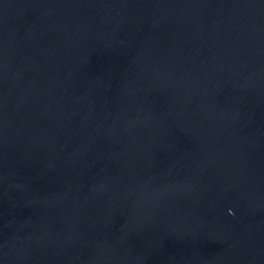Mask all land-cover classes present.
Here are the masks:
<instances>
[{
    "label": "water",
    "instance_id": "water-1",
    "mask_svg": "<svg viewBox=\"0 0 264 264\" xmlns=\"http://www.w3.org/2000/svg\"><path fill=\"white\" fill-rule=\"evenodd\" d=\"M0 264H264V0H0Z\"/></svg>",
    "mask_w": 264,
    "mask_h": 264
}]
</instances>
